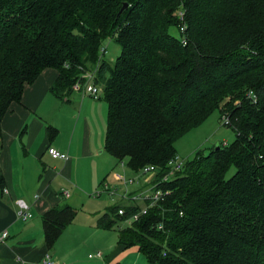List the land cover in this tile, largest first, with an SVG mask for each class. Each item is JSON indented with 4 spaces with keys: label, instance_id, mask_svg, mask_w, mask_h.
Instances as JSON below:
<instances>
[{
    "label": "trees",
    "instance_id": "trees-1",
    "mask_svg": "<svg viewBox=\"0 0 264 264\" xmlns=\"http://www.w3.org/2000/svg\"><path fill=\"white\" fill-rule=\"evenodd\" d=\"M48 66L57 96L94 71L107 102L104 147L132 170L165 172L175 141L215 109L235 133L184 159L137 219L119 225L140 204L115 202L99 227H116L118 243L148 264H264V0H0V134L4 112ZM74 214L67 203L44 212L47 244Z\"/></svg>",
    "mask_w": 264,
    "mask_h": 264
},
{
    "label": "crops",
    "instance_id": "crops-1",
    "mask_svg": "<svg viewBox=\"0 0 264 264\" xmlns=\"http://www.w3.org/2000/svg\"><path fill=\"white\" fill-rule=\"evenodd\" d=\"M56 75V68H43L24 85L20 100L13 101L1 118L0 230L8 234L0 240V264H45L46 253L52 264H106V260L112 264L117 255H131L136 264L142 259L138 247L118 243L116 227L102 228L96 223L110 204L132 202H126L127 187L120 194L116 187L128 183L117 175L128 176L133 170L104 147L107 102L101 94L93 97L75 88L63 96L53 94L50 86ZM48 145L65 151L67 157L52 156ZM119 169L123 172L118 173ZM151 176L144 175L140 186L132 190L146 188ZM90 193L106 195L104 206L79 209L91 198ZM17 198L28 202L30 216L19 214ZM66 203L75 214L49 245L42 215ZM85 238L96 242L92 254L101 252L86 263L77 255Z\"/></svg>",
    "mask_w": 264,
    "mask_h": 264
},
{
    "label": "rangeland",
    "instance_id": "rangeland-1",
    "mask_svg": "<svg viewBox=\"0 0 264 264\" xmlns=\"http://www.w3.org/2000/svg\"><path fill=\"white\" fill-rule=\"evenodd\" d=\"M170 31L179 34V31L175 27H171ZM103 45L105 46L106 50L104 52V57L107 59L111 64L114 61V58L116 57V54L119 52V44L115 40L114 36L107 37L103 40ZM99 83L102 84V82L99 81ZM76 91V90H75ZM78 92V90H77ZM83 92L79 91V95H81ZM75 94V93H74ZM99 97L98 99H100ZM234 130L226 125L223 124L221 119L219 118V112L217 109L213 110L201 123L198 125L192 127L189 129L186 133H184L182 136H180L176 141H175V147H176V154L180 156L183 159L191 158L195 155L197 151H208L210 148H212L216 143H228L234 138ZM235 167L230 166V168L227 171V175H231L232 172L234 171ZM118 170V169H117ZM121 169H119L118 173H122ZM128 176L124 175L126 178H130L133 176H138L135 172H132ZM141 179H143L142 176L139 175ZM140 185L136 182H128L127 186H124L123 184L117 185L118 193L123 192V188L127 187V192L132 191L133 187L134 189L138 188ZM122 191V192H121ZM91 198L86 199L83 206L84 209L90 208H100L104 206L103 204L105 203V197L106 195H101L100 197L97 196L96 193H90ZM109 199H111V196H109ZM130 200L127 198L126 202H129ZM81 216H85L88 218L90 217L89 215H84L83 213H80ZM128 221H122L119 223V225H125L128 224ZM80 239V236H79ZM96 242L93 241L92 238L87 239L85 238L82 243V247L79 249L77 255L79 257V260L89 262L95 259V257H90L88 256V253L91 254L95 251L96 249ZM114 252H110V257L112 256ZM141 261H138L136 264H148L146 257L141 253ZM107 263L109 264V260H106ZM132 257L131 255L127 257H119L118 255L116 256V259H114L112 264H132ZM79 264H82L79 262ZM134 264V263H133Z\"/></svg>",
    "mask_w": 264,
    "mask_h": 264
},
{
    "label": "built area",
    "instance_id": "built-area-1",
    "mask_svg": "<svg viewBox=\"0 0 264 264\" xmlns=\"http://www.w3.org/2000/svg\"><path fill=\"white\" fill-rule=\"evenodd\" d=\"M178 12L179 15L182 16V9H179ZM94 79V71L88 70L83 73V81L78 78L75 80L73 86L75 89L82 90L83 92H86L93 97H97L102 94V85L100 83H97ZM249 93L252 94L253 97H255V94H253V92L250 91ZM224 120H227V117H225ZM47 151L54 157H67V153L65 151H62L53 145H48ZM184 161L185 160L183 158L175 154L167 160V170L162 174L160 173L162 170V167L160 165L154 163H146L138 170H133V172L138 174V176L126 178L122 174L117 175V178L123 180L124 182L140 183L141 178L139 177V175L143 177L148 173L152 174V176L147 180L148 184H146V188L132 190L125 194L129 200H131L132 202L136 201L140 204L139 209L132 212V214L128 218H125V221L130 222L133 219H137L141 213L147 210L149 205L157 202V200L160 199L165 192H167V190H162V187L159 186L158 183L171 178L175 174V171H178L182 168ZM16 203L18 205V212L21 216H23L24 218L30 216L28 202H26L23 198H17ZM117 211L118 213L122 214L125 212V209L124 207L120 206ZM7 234V230H0V240H3L7 236ZM92 255L100 256L101 252L100 250H97L94 254H89V256ZM43 262L45 264H52V259L48 253L44 255Z\"/></svg>",
    "mask_w": 264,
    "mask_h": 264
},
{
    "label": "water",
    "instance_id": "water-1",
    "mask_svg": "<svg viewBox=\"0 0 264 264\" xmlns=\"http://www.w3.org/2000/svg\"><path fill=\"white\" fill-rule=\"evenodd\" d=\"M128 5V3L126 1L123 2V4L121 5V7L119 8V10L117 11V15L121 13V11Z\"/></svg>",
    "mask_w": 264,
    "mask_h": 264
}]
</instances>
